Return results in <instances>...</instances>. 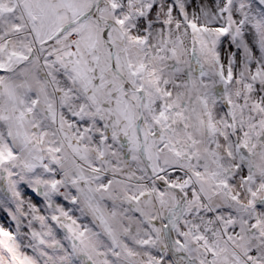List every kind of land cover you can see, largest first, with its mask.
I'll use <instances>...</instances> for the list:
<instances>
[{
  "label": "snow or ice",
  "instance_id": "obj_1",
  "mask_svg": "<svg viewBox=\"0 0 264 264\" xmlns=\"http://www.w3.org/2000/svg\"><path fill=\"white\" fill-rule=\"evenodd\" d=\"M0 264H264V0H0Z\"/></svg>",
  "mask_w": 264,
  "mask_h": 264
}]
</instances>
